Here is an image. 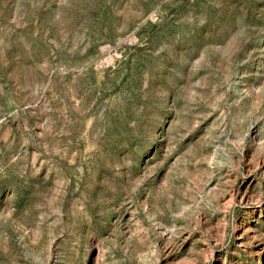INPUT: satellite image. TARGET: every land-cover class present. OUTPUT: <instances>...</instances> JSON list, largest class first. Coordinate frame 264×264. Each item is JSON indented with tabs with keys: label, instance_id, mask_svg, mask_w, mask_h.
<instances>
[{
	"label": "rangeland",
	"instance_id": "rangeland-1",
	"mask_svg": "<svg viewBox=\"0 0 264 264\" xmlns=\"http://www.w3.org/2000/svg\"><path fill=\"white\" fill-rule=\"evenodd\" d=\"M0 264H264V0H0Z\"/></svg>",
	"mask_w": 264,
	"mask_h": 264
}]
</instances>
